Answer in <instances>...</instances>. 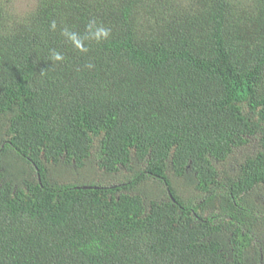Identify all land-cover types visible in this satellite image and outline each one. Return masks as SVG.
I'll return each instance as SVG.
<instances>
[{
    "label": "trees",
    "instance_id": "1",
    "mask_svg": "<svg viewBox=\"0 0 264 264\" xmlns=\"http://www.w3.org/2000/svg\"><path fill=\"white\" fill-rule=\"evenodd\" d=\"M262 194L264 0L0 7V264H264Z\"/></svg>",
    "mask_w": 264,
    "mask_h": 264
},
{
    "label": "rangeland",
    "instance_id": "2",
    "mask_svg": "<svg viewBox=\"0 0 264 264\" xmlns=\"http://www.w3.org/2000/svg\"><path fill=\"white\" fill-rule=\"evenodd\" d=\"M35 4L36 0H0V7L3 8L4 12L15 18L28 14L34 9ZM176 184L185 186L182 181H176ZM180 190H184V187H181ZM259 199L264 201L262 196H259Z\"/></svg>",
    "mask_w": 264,
    "mask_h": 264
},
{
    "label": "clouds",
    "instance_id": "3",
    "mask_svg": "<svg viewBox=\"0 0 264 264\" xmlns=\"http://www.w3.org/2000/svg\"><path fill=\"white\" fill-rule=\"evenodd\" d=\"M52 27L55 28V23H53ZM65 34H67V33H65ZM107 35H108V32L106 29H104L102 27L97 29V32H96L97 38H99L100 36L106 37ZM81 50H83V49H81ZM53 59L56 61H61V60H63V56L60 53L54 52L53 53Z\"/></svg>",
    "mask_w": 264,
    "mask_h": 264
}]
</instances>
